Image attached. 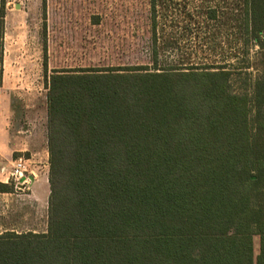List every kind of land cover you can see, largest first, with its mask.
<instances>
[{
  "label": "trees",
  "instance_id": "16d2710c",
  "mask_svg": "<svg viewBox=\"0 0 264 264\" xmlns=\"http://www.w3.org/2000/svg\"><path fill=\"white\" fill-rule=\"evenodd\" d=\"M158 5L149 63L46 79L47 231L0 236V264H264V66L236 92L228 63H161ZM235 7L234 37L264 56V0Z\"/></svg>",
  "mask_w": 264,
  "mask_h": 264
},
{
  "label": "rangeland",
  "instance_id": "374dc122",
  "mask_svg": "<svg viewBox=\"0 0 264 264\" xmlns=\"http://www.w3.org/2000/svg\"><path fill=\"white\" fill-rule=\"evenodd\" d=\"M237 1L157 0L161 63H228L233 89L250 91L264 56L258 46L244 52L242 38L234 37ZM208 7L220 9L216 29L200 27ZM150 17V0H0V182L10 189L0 192V236L47 231L46 79L55 70L149 63ZM166 37L178 44L167 45ZM18 158L26 159L24 170L12 179ZM253 246L257 254L256 235Z\"/></svg>",
  "mask_w": 264,
  "mask_h": 264
},
{
  "label": "built area",
  "instance_id": "2783aa9c",
  "mask_svg": "<svg viewBox=\"0 0 264 264\" xmlns=\"http://www.w3.org/2000/svg\"><path fill=\"white\" fill-rule=\"evenodd\" d=\"M26 159L23 158H18L14 161L13 164V170L11 171V177L12 179H18L20 177H17V175H21L23 170H24V163H25Z\"/></svg>",
  "mask_w": 264,
  "mask_h": 264
},
{
  "label": "crops",
  "instance_id": "0c3cea01",
  "mask_svg": "<svg viewBox=\"0 0 264 264\" xmlns=\"http://www.w3.org/2000/svg\"><path fill=\"white\" fill-rule=\"evenodd\" d=\"M44 180H45V178H44ZM0 183H3V184H7V183H5V181L4 182H0ZM36 188V187H35ZM10 191V190H9ZM9 191H0V192H9ZM35 191H36V189H35Z\"/></svg>",
  "mask_w": 264,
  "mask_h": 264
}]
</instances>
